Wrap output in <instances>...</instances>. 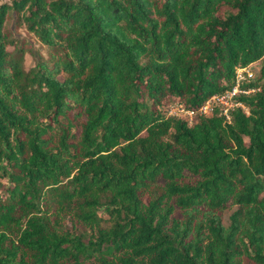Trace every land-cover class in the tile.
Returning <instances> with one entry per match:
<instances>
[{"label":"trees","instance_id":"trees-1","mask_svg":"<svg viewBox=\"0 0 264 264\" xmlns=\"http://www.w3.org/2000/svg\"><path fill=\"white\" fill-rule=\"evenodd\" d=\"M258 60L246 113L166 114ZM90 259L264 264V0L0 3V264Z\"/></svg>","mask_w":264,"mask_h":264},{"label":"built area","instance_id":"built-area-1","mask_svg":"<svg viewBox=\"0 0 264 264\" xmlns=\"http://www.w3.org/2000/svg\"><path fill=\"white\" fill-rule=\"evenodd\" d=\"M242 72L251 77V73L247 72L244 67L240 68L239 71H236L231 86L206 98L196 111L184 109L180 104H169L164 108L166 109V114L182 118L190 124L193 117L197 114L202 116L217 115L223 117L224 121L229 122L231 112L235 108L240 107L246 113L247 111L237 97L248 95L257 89L243 87V82H246L247 78H245L244 74V77L241 75Z\"/></svg>","mask_w":264,"mask_h":264},{"label":"rangeland","instance_id":"rangeland-1","mask_svg":"<svg viewBox=\"0 0 264 264\" xmlns=\"http://www.w3.org/2000/svg\"><path fill=\"white\" fill-rule=\"evenodd\" d=\"M2 2L9 3L10 0H0V3H2ZM5 27L10 30L12 37H14L18 40L24 39L28 43V45L30 46L31 51L35 52L38 49L37 48L38 42L35 40V38L30 33H27L25 31L23 26L18 27V28L14 26V14L11 11H10V17L7 18V20L5 21ZM38 51L42 52V50H38ZM31 64H32V56L30 53H28V51H26L24 54V66L28 67ZM259 64H260V61L258 60V61L252 62L248 66L244 67V69L247 72L251 73V77H248L245 74V72L244 73L242 72L241 75L243 76V74H244L245 78H249V79L252 78L256 74V71L259 67ZM239 69L240 68L236 69L235 73H236V71H239ZM244 109L246 110V108H244ZM243 139H244V141H247V139L245 137H243ZM49 203H50L51 208H53L54 206H56V204H58L54 200H50ZM232 209H233V207H228L224 210V212H223V222L224 223L227 222V216ZM98 213H99V215H104V214H102L101 210H99ZM63 223L72 233L78 235L83 241H86L88 239V235H89L88 229L81 228V227H76V228L72 229L70 227V224H69L67 219H63ZM91 261H92V259H90L89 264H93Z\"/></svg>","mask_w":264,"mask_h":264}]
</instances>
